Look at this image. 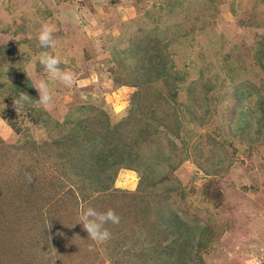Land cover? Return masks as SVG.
I'll list each match as a JSON object with an SVG mask.
<instances>
[{"label":"rangeland","instance_id":"obj_1","mask_svg":"<svg viewBox=\"0 0 264 264\" xmlns=\"http://www.w3.org/2000/svg\"><path fill=\"white\" fill-rule=\"evenodd\" d=\"M164 4L165 0H0V45L19 42L20 58L27 59L26 73L33 79H47L45 70L36 61L44 50L39 47L36 34L42 23L55 24L56 43L47 51L67 61L60 67L74 75L75 83L68 88L58 81L49 82L54 103L51 109H43L51 120L62 121L79 105L94 106L102 109L114 123L126 116L136 88L114 83L117 65L111 61V43L128 35L126 41L116 46L122 49L129 45L133 35L142 34L140 38L144 39L146 32L136 34L140 24L147 29L158 22L161 26L182 22L183 26L175 31L177 39L167 46V59L180 70L178 75L185 78L180 97L185 98L184 87L192 83L199 96L195 107L199 108V114H207L201 127L192 130L200 136L203 152L198 145L188 160L176 166L173 177L187 199L194 203L199 216L208 211L215 219L214 244L203 254L204 264H264V119L259 120L256 93L244 87L236 88L239 80L260 76L254 46L264 36V0H182L171 11ZM146 12L150 14L145 16ZM154 18L159 21L154 22ZM18 27L19 33L14 34ZM32 48L37 51L33 52ZM200 66L209 68L211 77L208 78L215 80L214 86L202 89L196 83ZM13 76L10 65H4L0 73V147L2 142L16 146L27 136L36 141L50 136L44 125L35 122L33 113L22 106L14 107V100H6L8 91L3 83H8ZM36 95L38 99L37 91ZM5 108L7 118L3 117ZM37 109L33 108L34 114ZM22 150L12 149L7 153L0 150V210H3L0 217L5 220L16 218L10 207L20 210L24 206L15 186L22 183V171L28 164L26 156L30 157ZM162 151L164 162L152 167V176L156 179L166 174L169 165L176 161L168 157L166 148ZM196 160L207 166L209 175ZM112 172L114 179L109 191L137 188L140 176L137 171L121 168ZM61 177L65 179H60L63 185L68 186L70 181ZM24 189H21L23 194ZM11 192L9 200L7 194ZM7 201L9 207H4ZM148 225L142 226L141 221H136L131 229L126 225L124 230L118 224L114 230L115 234L122 229L135 230L133 236L140 238L135 242L139 251ZM21 239L25 251L0 264H88L80 250V256L70 255L77 240L68 244L65 239L68 258L62 250L48 248L40 255L48 258L49 263L43 260L39 263L36 257L39 247L33 249L26 244L25 236ZM116 239L118 235L106 243L96 244L99 252L94 264H134L131 253L125 255L124 248H121L124 255L117 250L119 254H115L111 240Z\"/></svg>","mask_w":264,"mask_h":264},{"label":"trees","instance_id":"obj_2","mask_svg":"<svg viewBox=\"0 0 264 264\" xmlns=\"http://www.w3.org/2000/svg\"><path fill=\"white\" fill-rule=\"evenodd\" d=\"M181 1L165 0L164 8L171 11ZM149 14L146 12L145 16ZM153 21L158 22L159 19L154 18ZM160 23L147 29L140 24L136 34L146 32L143 34L144 39L140 38L142 34L133 35L125 48L118 49L116 46L126 41L128 35L111 43V61L117 65L114 83L136 88L132 94L131 108L117 122L112 123L102 109L94 106L79 105L59 121L51 120L50 114L42 107L27 102L22 104V107L33 113L31 115L35 122L44 125L50 136L40 141L27 136L16 146L4 142L1 144L0 150L4 149V153L21 148V152L30 157L26 156L28 164L22 171V183L15 184L24 206L20 210L9 208L11 213H16L15 220L0 217V251L4 249L0 263L11 261L10 257L20 256L25 251L21 239L25 236L26 244L33 249L39 247L36 254L39 263L42 260L49 263L48 258L44 259L40 255L48 248L56 252L62 250L68 258V251L65 250V239H68V244L77 240L72 249L74 252L70 255L75 257L80 250L82 258H86L88 264H94L99 252L97 245L87 237L81 225L73 224L79 205L83 202L101 211L113 209L120 216L119 224L124 230L126 225L131 229V224L136 221H141L142 226L149 224L139 251L136 250L135 242L140 238L133 236L136 235L135 230L122 229V232L117 231L115 234V226L107 225L111 237L118 235V239L111 240L114 252L117 250L124 255L125 252H121V248H124L127 251L125 255L131 253L129 256L132 255L134 264H204L203 254L214 244L212 224L215 219L208 211L202 217L199 216L194 203L187 199L184 190L178 186L173 170L188 160L190 152L198 145L203 152L200 136L193 134L192 130L201 127L207 112L201 115L199 108L195 107L199 96L192 83L184 87L185 98L180 97L185 78L178 75L180 70L167 59V46L170 41L177 39L175 31L183 26L182 22L164 26ZM16 29L14 34L19 33L21 28ZM19 47V42L0 45V73L4 65H10L14 75L8 83H3L8 91L6 100H16L21 92L35 100L36 91L25 73L27 59L20 58ZM32 51L36 52L37 49L32 48ZM254 60L260 76L254 80H239L236 88L244 87V90L256 93L260 100L257 108L259 120H263L264 36L255 42ZM197 75L196 83L200 84V88L214 86L215 80L208 78L211 77L209 68L200 66ZM157 82L161 85H156ZM33 108H38L36 114ZM6 113L7 109L3 110L4 118L8 117ZM164 148L167 149L168 157L176 161L169 165L166 174L156 179L152 176V167L164 162L161 157ZM45 152L47 154L43 156ZM197 163L207 175L210 174L206 165L199 161ZM51 168L52 172L49 171ZM121 168L140 174L134 191H109L114 179L112 170L115 172ZM26 172L32 176L31 183L25 178ZM62 175L70 181L68 186L60 181L65 180ZM21 189L27 193L23 194ZM11 197L12 192L7 194V199ZM6 204L3 206L9 207L8 201ZM0 212L3 213V210ZM90 244L93 245L92 250H89Z\"/></svg>","mask_w":264,"mask_h":264},{"label":"clouds","instance_id":"obj_3","mask_svg":"<svg viewBox=\"0 0 264 264\" xmlns=\"http://www.w3.org/2000/svg\"><path fill=\"white\" fill-rule=\"evenodd\" d=\"M58 28L53 23H42L36 34V40L41 49H44L36 57V61L45 70L47 79L36 78L33 79L31 75L26 73V76L38 93V99L33 100L27 94L19 93L16 100L13 101L14 107L22 106L23 103H33L36 107L51 109L53 107V96L49 87V82H60L65 87L71 88L74 86L75 77L70 71L63 70L60 65L67 61H62L57 55H53L47 49L55 46L54 33ZM25 178L28 183L32 182V176L25 173ZM120 216L111 208L104 211L98 210L83 202L79 205V212L73 224H79L86 231L87 237L93 244L106 243L111 239L112 233L107 225H118L120 223ZM73 224L71 226H73ZM92 244L89 245V250H92Z\"/></svg>","mask_w":264,"mask_h":264}]
</instances>
